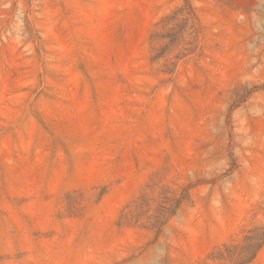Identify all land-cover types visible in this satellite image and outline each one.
<instances>
[{
  "label": "rangeland",
  "instance_id": "rangeland-1",
  "mask_svg": "<svg viewBox=\"0 0 264 264\" xmlns=\"http://www.w3.org/2000/svg\"><path fill=\"white\" fill-rule=\"evenodd\" d=\"M0 264H264V0H0Z\"/></svg>",
  "mask_w": 264,
  "mask_h": 264
}]
</instances>
